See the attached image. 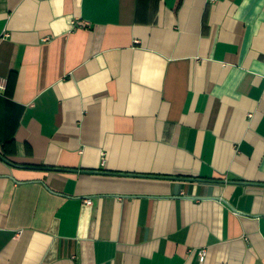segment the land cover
<instances>
[{
    "label": "crops",
    "instance_id": "1",
    "mask_svg": "<svg viewBox=\"0 0 264 264\" xmlns=\"http://www.w3.org/2000/svg\"><path fill=\"white\" fill-rule=\"evenodd\" d=\"M0 86V264H264V0H0Z\"/></svg>",
    "mask_w": 264,
    "mask_h": 264
},
{
    "label": "built area",
    "instance_id": "2",
    "mask_svg": "<svg viewBox=\"0 0 264 264\" xmlns=\"http://www.w3.org/2000/svg\"><path fill=\"white\" fill-rule=\"evenodd\" d=\"M0 88H1V86H0ZM102 162H103V156H102ZM85 202H86V204L90 203V201L87 200V199L85 200ZM204 254H205V250L204 249H200L198 251V259H199V261H202V259L204 257Z\"/></svg>",
    "mask_w": 264,
    "mask_h": 264
},
{
    "label": "trees",
    "instance_id": "3",
    "mask_svg": "<svg viewBox=\"0 0 264 264\" xmlns=\"http://www.w3.org/2000/svg\"><path fill=\"white\" fill-rule=\"evenodd\" d=\"M7 143L10 144L11 142H7ZM4 146H6V145H5V144H2V145H1L2 148H3ZM0 158H1L2 160L6 161V159L4 158V153H3L2 150L0 151Z\"/></svg>",
    "mask_w": 264,
    "mask_h": 264
}]
</instances>
